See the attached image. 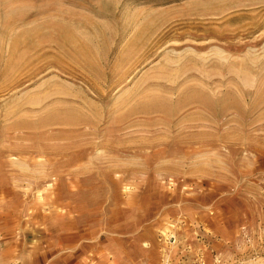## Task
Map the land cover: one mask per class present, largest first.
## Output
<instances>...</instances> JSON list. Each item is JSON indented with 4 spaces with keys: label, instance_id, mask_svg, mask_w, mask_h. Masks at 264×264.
<instances>
[{
    "label": "rangeland",
    "instance_id": "1",
    "mask_svg": "<svg viewBox=\"0 0 264 264\" xmlns=\"http://www.w3.org/2000/svg\"><path fill=\"white\" fill-rule=\"evenodd\" d=\"M0 264H264V0H0Z\"/></svg>",
    "mask_w": 264,
    "mask_h": 264
},
{
    "label": "crops",
    "instance_id": "2",
    "mask_svg": "<svg viewBox=\"0 0 264 264\" xmlns=\"http://www.w3.org/2000/svg\"><path fill=\"white\" fill-rule=\"evenodd\" d=\"M9 254H10V253H9V250H8L7 256H9Z\"/></svg>",
    "mask_w": 264,
    "mask_h": 264
}]
</instances>
